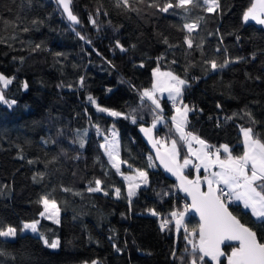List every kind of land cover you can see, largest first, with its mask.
<instances>
[{"label":"trees","instance_id":"trees-1","mask_svg":"<svg viewBox=\"0 0 264 264\" xmlns=\"http://www.w3.org/2000/svg\"><path fill=\"white\" fill-rule=\"evenodd\" d=\"M71 1L78 26L55 0H0V74L12 78L0 89L16 101L0 102V225L18 231L14 240L0 237V264H190L184 229L177 232L174 222L161 229L187 202L142 139L140 129L152 126L158 109L141 93L151 89L153 69L172 72L186 81L187 131L215 147L227 144L234 156L243 153L241 128L264 142V30L243 20L254 0H219L211 13L202 0L168 12L151 6L165 0H129L127 7L122 0ZM193 23L189 33L184 25ZM212 60L228 63L213 70ZM164 106L156 139H176L183 158L188 149L171 121L174 107ZM113 130L126 161L122 174L101 147ZM136 170L147 172L148 184L129 197L123 175ZM96 180L101 191L90 192ZM43 196L56 201L59 223L40 216ZM229 209L264 243V223L240 205ZM36 220L38 235L20 231ZM185 224L191 230L199 223L188 214ZM41 235L59 240V249Z\"/></svg>","mask_w":264,"mask_h":264},{"label":"snow or ice","instance_id":"snow-or-ice-1","mask_svg":"<svg viewBox=\"0 0 264 264\" xmlns=\"http://www.w3.org/2000/svg\"><path fill=\"white\" fill-rule=\"evenodd\" d=\"M202 2L206 5L204 10L209 13L215 12L220 6L219 0H202ZM58 3L63 7L68 20L79 23L77 16L70 9L71 0H58ZM122 3L126 7L129 6V0H122ZM151 6L159 7L161 12H168L169 9L174 7L187 11L190 6H199V0H165L163 6L156 3ZM243 20L245 22L253 20L260 25H264V0H254L251 7L243 13ZM92 23L95 24V21L93 20ZM184 27L191 33L197 27V24H185ZM80 38L85 39L83 36ZM186 43L188 47H192L190 38L186 37ZM116 46L121 51L125 50L119 41L116 42ZM209 63L211 68L215 70L218 67H225L228 61L226 60L219 65L215 60L209 61ZM153 77L154 82L151 89L143 90L141 100L147 98L156 109H161L155 93L165 91L169 93V99L175 108V115L171 117V121L176 133H178L179 141L187 146L188 154L181 163L178 142L175 139L172 140L170 148H165L163 152L160 151L158 145H161L163 141L153 139L152 131L156 127V121L163 119L161 116L157 115L156 121L151 127H142L140 130L148 137L152 146L156 148L160 163L168 172L176 176L179 181V189L191 197V203H186L182 211L173 210L170 212L171 219L163 220L161 229L163 230L173 222L177 232L181 228L184 229L186 233L184 239L187 245H191L190 252L187 247L185 248V252H188L191 256L190 264H208L209 260L214 264H222L221 257H226L227 264H264V243L257 239V233L252 228L241 223L229 211V203L239 201L245 209H250L251 215L257 221L264 223V142L259 138H254L251 128H241L240 131L243 134V153L241 155L234 156L227 144L219 147L209 145L198 135L186 131L188 113L191 111L188 105L183 104L182 100L183 87L186 85V81L172 72H161L159 67L153 69ZM162 77L166 79H161ZM0 83L3 84L4 88H7L12 83V78L0 74ZM81 83H83V77H81ZM23 87L25 89L28 87L26 82ZM88 100L94 105L97 104L92 96H89ZM0 102L8 104L9 107L16 103L15 100H7L2 89H0ZM97 110L112 117L122 115L119 111L100 107L99 105H97ZM135 122V118H133V123ZM112 136L113 141L103 144L101 147L105 149L112 167L116 169L117 173H120L121 163H126V161H121L119 158L115 140L116 132L114 130ZM194 143L199 147L194 148ZM80 146H84L83 142ZM221 150L225 154L223 158ZM190 157H194L197 163H193ZM149 160L151 161V157H149ZM190 165L196 172L193 179H189L184 172ZM201 169L205 173L203 176L200 175ZM212 169L217 170L213 171ZM124 179L129 182L128 196L132 197L135 195V189L139 187V183L133 182L140 180L147 184L148 174L146 171L136 170L135 176H125ZM95 184L96 187L88 189L90 192L101 191V181L96 180ZM203 185H206V191L202 190ZM64 190L69 191V189ZM116 195H120V189H116ZM39 203L44 206V211L40 212L41 217L55 219L58 216L59 209L54 199L50 200L48 196H43ZM189 211L199 215L198 227L191 230L185 224V215ZM152 215H157V213L153 211ZM55 222L59 223L58 219ZM38 224L39 220L23 223L20 231L30 229L33 233H36ZM16 234V227L7 226L5 228L0 225V237H15ZM41 239L50 248L55 249L59 245V240L49 242L43 235H41ZM225 248H229L230 252H226ZM180 259L183 260V257ZM93 264H96V262L94 261Z\"/></svg>","mask_w":264,"mask_h":264},{"label":"rangeland","instance_id":"rangeland-1","mask_svg":"<svg viewBox=\"0 0 264 264\" xmlns=\"http://www.w3.org/2000/svg\"><path fill=\"white\" fill-rule=\"evenodd\" d=\"M3 75V74H2ZM5 76V75H4ZM6 77V76H5ZM8 78V77H7ZM168 93V92H167ZM169 94V93H168ZM164 95V92L161 94L160 93V95H159V98H158V100H159V102H160V105H161V109H162V111H161V109H158V115L159 116H161L163 119L162 120H160V121H156V127L155 128H159L161 125H163L164 124V122L166 121V118L163 116V113H164V110L166 109V107L164 106V97L165 96H163ZM182 100H183V98H182ZM183 104H186L185 102H184V100H183ZM186 105H188V104H186ZM189 108H190V106H188ZM191 109V108H190ZM191 111H189V113H190ZM189 113H188V116H189ZM173 115H175V108H174V113H173ZM172 115V116H173ZM187 119H189V117L187 118ZM154 123V122H153ZM174 126V125H173ZM175 128V127H174ZM186 131H187V127H186ZM116 132V136H115V140H116V142H117V151L119 152V134H118V132L117 131H115ZM242 133V132H241ZM242 136H243V134H242ZM179 137V136H178ZM173 140V139H172ZM172 140H166L165 139V141L163 140V143L161 144L162 145V147H163V149L165 150V148H170V146H171V142H172ZM176 140V139H175ZM193 147L194 148H198L199 147V145H197V144H193ZM179 148V147H178ZM179 151H180V149H179ZM223 151L221 150V156H222V158H223ZM181 158H182V156H181V152H180V162L182 163V160H181ZM184 158V157H183ZM182 158V159H183ZM190 159H192L193 160V163H197V161L195 160V158L194 157H190ZM189 168H192V166L190 165L187 169H185L184 170V172H188V169ZM120 169H121V171H122V166H120ZM121 171H120V173H121ZM203 171V169H201V171H200V173ZM136 175V171L134 172V173H124V175H123V179H124V177L125 176H135ZM125 182L127 183V184H129V182L127 181V180H125ZM133 183H139V187L138 188H136L135 189V192L140 188V187H145L147 184H144L143 182H141L140 180H136V181H134ZM52 210L50 209V212H51ZM188 214L189 213H187L186 215H185V219L187 218V216H188ZM59 213H58V216L55 218V220L56 219H58L59 220ZM30 233H32V234H34L30 229H28V230H24L23 231V234H30ZM17 236H18V231H17V234H16V236L15 237H3L4 239H7V240H9V239H11V240H14V239H16L17 238ZM59 247H60V245H58V247L57 248H55V250H58L59 249ZM96 262V264H98V262L97 261H95ZM85 264H93V262L92 263H85Z\"/></svg>","mask_w":264,"mask_h":264},{"label":"water","instance_id":"water-1","mask_svg":"<svg viewBox=\"0 0 264 264\" xmlns=\"http://www.w3.org/2000/svg\"><path fill=\"white\" fill-rule=\"evenodd\" d=\"M55 1H56V4H57V5L59 6V8L61 9L62 13H63V14L66 16V18H67V14L64 12L63 7L58 3V0H55ZM253 2H254V1H253ZM70 9H71V11H72V1H71V3H70ZM67 20H68V18H67ZM68 22H69L71 25H73V26H78V23H73V22H71L70 20H68ZM247 24L252 25V26H254L255 28L257 27V28H261V29L264 30V25H260V24L256 23V22L253 21V20H249V21H247ZM143 128H147V127H143ZM141 134H142V139L145 140L148 149L151 151V154H152V156H153L154 161H156V165H157V167H158L161 171H163V173H164L165 175H167V177H168L170 180L176 182V183L179 185V181L177 180L176 176H174L172 173L168 172V171L164 168V166L160 163L159 159L157 158V151H156V148H154V147L152 146V143L149 141L148 137H147L142 131H141ZM152 137H153V139H156V132H155V129H153V131H152ZM156 140H157V139H156ZM158 147H160V146L158 145ZM160 151L163 152L164 150L160 147ZM185 175H186V174H185ZM188 177H189V176H188ZM193 178H194V177H193ZM193 178H190V177H189V179H193ZM202 190H205V191H206V185H203V186H202ZM178 191L181 193V195H182L183 198L186 200V202H187L188 204H190V203H191V197L187 196V194L184 193L183 191H181V190L179 189V187H178ZM229 211H230V209H229ZM230 212H232V211H230ZM188 213H189L190 216L194 217V218L197 220V222L199 223V215H198L197 213H195V212H193V211H189ZM232 214L234 215L233 212H232ZM240 222H241V221H240ZM241 223H242V222H241ZM243 224H244V223H243ZM244 225H246V224H244ZM246 226H247V225H246ZM248 227H249V226H248ZM257 239H258V236H257ZM258 240H259V239H258ZM223 259H225V257H221V261H223ZM226 264H227V261H226Z\"/></svg>","mask_w":264,"mask_h":264},{"label":"crops","instance_id":"crops-1","mask_svg":"<svg viewBox=\"0 0 264 264\" xmlns=\"http://www.w3.org/2000/svg\"><path fill=\"white\" fill-rule=\"evenodd\" d=\"M161 72H165V71H161ZM175 75V74H174ZM161 79H166V78H161ZM160 93L162 94L163 92H156L155 93V95H156V98L158 99L159 98V95H160ZM163 96H165L164 97V102H168V101H170V99H169V94L167 93V91H165L164 92V95ZM225 154H223V156H224ZM107 158H108V155H107ZM119 158H120V152H119ZM120 160H121V158H120ZM181 160H182V162H183V159L181 158ZM108 162L110 163V161H109V158H108ZM111 164V163H110ZM112 166V165H111ZM121 166H123V164L121 163ZM115 169V168H114ZM116 170V169H115ZM213 171H216L217 169H212ZM204 172V171H203ZM235 204L236 205H240L241 206V208L242 209H244V210H247V211H250V209H245L244 207H243V204L241 203V202H239V201H236L235 202ZM251 212V211H250ZM55 220V219H54ZM32 234V233H31ZM33 235H38V231L36 232V233H34Z\"/></svg>","mask_w":264,"mask_h":264},{"label":"built area","instance_id":"built-area-1","mask_svg":"<svg viewBox=\"0 0 264 264\" xmlns=\"http://www.w3.org/2000/svg\"><path fill=\"white\" fill-rule=\"evenodd\" d=\"M168 104H169V106H173V103H172V101L170 100V101H168ZM113 136L111 135L110 137H108V139H107V141H108V143H110L111 141H113ZM213 151H214V149H212ZM235 204V202H231V203H229V205H234Z\"/></svg>","mask_w":264,"mask_h":264}]
</instances>
